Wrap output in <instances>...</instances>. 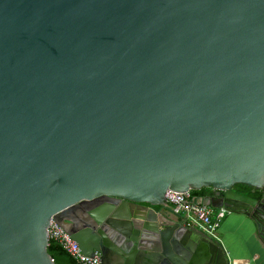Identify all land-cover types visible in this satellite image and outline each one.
<instances>
[{
  "label": "water",
  "instance_id": "95a60500",
  "mask_svg": "<svg viewBox=\"0 0 264 264\" xmlns=\"http://www.w3.org/2000/svg\"><path fill=\"white\" fill-rule=\"evenodd\" d=\"M203 187L264 246V0H0V264H228Z\"/></svg>",
  "mask_w": 264,
  "mask_h": 264
},
{
  "label": "built area",
  "instance_id": "2783aa9c",
  "mask_svg": "<svg viewBox=\"0 0 264 264\" xmlns=\"http://www.w3.org/2000/svg\"><path fill=\"white\" fill-rule=\"evenodd\" d=\"M163 197L173 214L182 215V221H185L187 225L197 227L210 237L214 235L218 223L225 213L222 208L213 209L194 202L190 199L188 192L170 193L166 191ZM46 237L47 240L56 242L77 264H101L96 253L91 256L84 255L70 235L53 220L49 221Z\"/></svg>",
  "mask_w": 264,
  "mask_h": 264
},
{
  "label": "crops",
  "instance_id": "0c3cea01",
  "mask_svg": "<svg viewBox=\"0 0 264 264\" xmlns=\"http://www.w3.org/2000/svg\"><path fill=\"white\" fill-rule=\"evenodd\" d=\"M194 202L197 203V199ZM154 211L173 218L168 205L166 208L157 206ZM178 220L182 222L183 216L179 215ZM211 238L220 244L228 264H264V246L256 235L253 222L245 215L225 212Z\"/></svg>",
  "mask_w": 264,
  "mask_h": 264
},
{
  "label": "trees",
  "instance_id": "16d2710c",
  "mask_svg": "<svg viewBox=\"0 0 264 264\" xmlns=\"http://www.w3.org/2000/svg\"><path fill=\"white\" fill-rule=\"evenodd\" d=\"M231 189L235 191L236 193H239V194H242L248 197H253V198L258 197L257 190L253 189L252 187H248L242 184H234L231 187ZM188 194H189L190 199L195 201L196 199L211 197L214 194V191L209 187H203L198 190H190ZM46 252L50 258L62 259V260H68V261L75 262L60 248V246L56 242L52 240H47Z\"/></svg>",
  "mask_w": 264,
  "mask_h": 264
},
{
  "label": "flooded vegetation",
  "instance_id": "af4514ba",
  "mask_svg": "<svg viewBox=\"0 0 264 264\" xmlns=\"http://www.w3.org/2000/svg\"><path fill=\"white\" fill-rule=\"evenodd\" d=\"M257 192H258V197H259V191H257ZM258 197H256V198L250 197V198H253V199H258ZM221 264H223V263H221Z\"/></svg>",
  "mask_w": 264,
  "mask_h": 264
}]
</instances>
